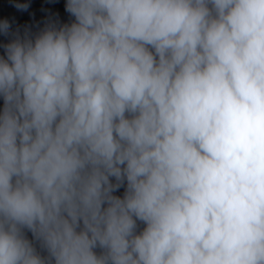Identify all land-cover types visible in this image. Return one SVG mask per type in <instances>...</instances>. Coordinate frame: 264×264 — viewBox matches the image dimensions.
<instances>
[{
	"label": "clouds",
	"instance_id": "9594fccd",
	"mask_svg": "<svg viewBox=\"0 0 264 264\" xmlns=\"http://www.w3.org/2000/svg\"><path fill=\"white\" fill-rule=\"evenodd\" d=\"M65 11L0 15V264H264V0Z\"/></svg>",
	"mask_w": 264,
	"mask_h": 264
},
{
	"label": "water",
	"instance_id": "95a60500",
	"mask_svg": "<svg viewBox=\"0 0 264 264\" xmlns=\"http://www.w3.org/2000/svg\"><path fill=\"white\" fill-rule=\"evenodd\" d=\"M24 2V0H21ZM31 7L28 13H18L11 8L9 0H0V15L14 16L13 31L18 30L21 37L27 32L31 38L49 25H54L57 28L63 25H70L74 22L68 12L65 11L66 0H28ZM13 37H5L0 35V56H4V45L11 42ZM3 107V100L0 98V109ZM124 188L119 189L115 195L122 196ZM142 228L143 225H140ZM28 238L32 239L31 233H28ZM39 250V246L37 245Z\"/></svg>",
	"mask_w": 264,
	"mask_h": 264
}]
</instances>
